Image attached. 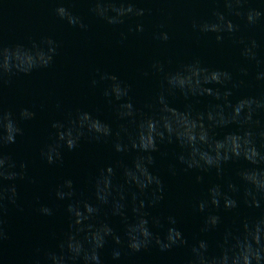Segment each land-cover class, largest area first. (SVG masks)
<instances>
[{
  "label": "clouds",
  "instance_id": "1",
  "mask_svg": "<svg viewBox=\"0 0 264 264\" xmlns=\"http://www.w3.org/2000/svg\"><path fill=\"white\" fill-rule=\"evenodd\" d=\"M216 5L209 19L193 20L192 29L200 34H215V41L226 38L240 47V55L257 66L255 80L264 82V58L259 54L261 44L248 36L239 37L241 24L234 23L231 16L240 18L248 28L264 20V0L259 7L250 6L249 0H211ZM69 0H55L54 13L68 25L87 31L89 25L83 17L66 5ZM144 0H89L90 13L107 25L121 26L132 17L137 18L134 27L121 32V42L129 33H143V17L149 9L138 6ZM222 3L223 9L219 5ZM161 23L154 39L167 42L169 32ZM46 45V47L44 46ZM57 41L46 37L40 44L25 48L16 45L0 49V75H30L36 70L50 67L58 54ZM151 68L162 77L161 90L151 103L141 111L133 102L131 86L116 74L96 70L97 77L90 87L103 85L102 94L113 106L117 129L94 116L91 112L75 109L63 120H54L51 127L55 133L40 150V157L49 165L63 160V149L73 150L82 140L102 142L111 139L115 153H135L131 163L117 160L102 167L90 180L91 198L78 194L71 178L64 179L55 187V198L66 202L68 230L58 244V250H46L42 264H104L101 250L111 239L119 247L112 249L111 258L118 262L126 251L140 252L152 246L161 251L187 244L183 233L175 226L174 216L151 215L148 209L157 207L164 199L165 186L161 178L151 169L153 153L160 144H176L180 151L177 161L184 170L208 172L215 170L221 176L224 165L230 161L244 160L249 165L236 173L245 186L241 194L240 185L229 181L227 188L220 184L209 187L207 198L198 202V210L211 208L236 210L241 202L249 208L260 209L258 215L246 217L236 229H226L219 243L218 254L209 251L207 240L200 239L191 246V257L187 264H264V95L242 96L235 101L234 89L244 84L227 70L210 68L199 58L178 64L170 69L167 64L155 60ZM243 76L247 67H240ZM148 75V73H144ZM181 95L186 101L200 97H213L216 103L206 111L194 114L192 103L181 111L172 107L168 98ZM61 110L60 104L56 105ZM36 113L30 108H20L18 115L0 108V241L6 238L3 212L5 201L18 207L17 181L29 179L27 163L17 162L6 155L3 146L15 144L18 136L24 135L22 121L34 119ZM234 127L223 139H217L214 128ZM173 175L175 168H170ZM202 177L197 176V180ZM10 182L5 184V182ZM31 182L35 183L34 180ZM43 216H53V207L41 205ZM111 218H119L123 225V236L118 234ZM221 217L209 211L201 231L215 229ZM163 230V235L159 231ZM0 264L3 260L0 259Z\"/></svg>",
  "mask_w": 264,
  "mask_h": 264
},
{
  "label": "water",
  "instance_id": "2",
  "mask_svg": "<svg viewBox=\"0 0 264 264\" xmlns=\"http://www.w3.org/2000/svg\"><path fill=\"white\" fill-rule=\"evenodd\" d=\"M250 6L259 7L258 0H249ZM81 15L89 25L87 31L68 25L54 13L55 0H0V49L22 45L32 47L40 44L46 37L57 41L58 54L54 63L39 69L30 75H0V108L18 115L20 108L27 107L36 113L34 119L22 121L23 136H18L15 144L3 146L2 151L17 162L27 163L29 179L17 181L18 207L5 201L3 212L4 229L20 243L40 264L46 250H58V244L68 230V218L65 212L66 202L55 198V187L66 178H71L78 194L91 198L90 180L100 168L114 164L117 160L131 163L135 153L128 155L115 153L112 140L102 142L82 140L73 150L64 148L63 160L49 165L41 159V148L50 141L55 129L54 120H63L67 113L77 108L91 112L110 123L117 129L113 106L102 94L103 85L90 87L92 78L97 77L96 70L116 74L131 86L130 96L134 104L143 112L145 105L151 103L161 90L162 77L154 73L151 65L160 60L172 69L178 64L199 58L206 66L233 73L244 84L234 89L233 99L242 96L264 95V82L255 80L257 66L249 63L240 55V47L226 38L217 43L215 34H200L192 29L193 20L209 19L216 7L211 0H144L138 6H146L149 11L141 18L145 31L129 33L127 40L121 42L120 33L134 27L137 18L132 17L121 26L107 25L94 17L89 9V0H69L66 5ZM223 9L222 3L219 5ZM230 19L241 24V33L237 38L252 36L261 44L259 54L264 58V20L257 26L248 28L235 16ZM163 23L170 39L162 42L154 39V33ZM46 47V45H44ZM240 67L248 68L243 76ZM148 75H144V73ZM172 107L181 111L192 103L194 114L204 112L209 105L222 103L213 97H200L186 101L177 94L168 98ZM62 106L61 110L56 105ZM264 119V114H261ZM236 131L234 127L214 128L212 134L223 139L228 133ZM180 149L176 144H160L154 152L152 171L164 183V199L155 208L148 211L151 215L176 218L175 225L184 235L187 244L161 251L152 246L140 252L126 251L120 261L113 262L112 249L119 247L109 239L101 250L104 264H187L191 257V246L204 239L209 243V251L218 254L219 243L226 229H236L246 217L258 215L260 209L249 208L241 202L236 210L210 208L204 212L198 210V202L207 198L209 187L220 184L227 188L229 181L240 185L241 194L244 185L236 173L248 167L246 161H230L224 165L221 176L215 170L201 172L184 170L176 155ZM175 168L173 175L170 168ZM197 176L202 179L197 180ZM32 180L35 183L31 182ZM10 182H5V184ZM41 205L53 207V216H43L38 209ZM209 211L221 217V223L207 232L201 231ZM118 234L123 236V225L119 218H111ZM159 231L163 235V230Z\"/></svg>",
  "mask_w": 264,
  "mask_h": 264
}]
</instances>
